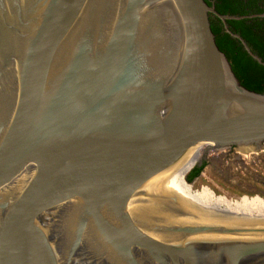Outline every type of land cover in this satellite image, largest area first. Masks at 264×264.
Masks as SVG:
<instances>
[{
	"label": "water",
	"instance_id": "water-1",
	"mask_svg": "<svg viewBox=\"0 0 264 264\" xmlns=\"http://www.w3.org/2000/svg\"><path fill=\"white\" fill-rule=\"evenodd\" d=\"M210 14L264 65L205 0H0V264H264V222L154 179L264 142Z\"/></svg>",
	"mask_w": 264,
	"mask_h": 264
},
{
	"label": "trees",
	"instance_id": "trees-1",
	"mask_svg": "<svg viewBox=\"0 0 264 264\" xmlns=\"http://www.w3.org/2000/svg\"><path fill=\"white\" fill-rule=\"evenodd\" d=\"M209 5L224 15H253L243 19H230L227 24L230 30L239 34L251 50L264 61V0H205ZM212 31L219 49L227 56L234 73L241 85L251 91L264 94V65L253 59L244 49L241 42L231 36L222 20L214 14L209 15ZM203 165L195 167L182 181L186 185L200 175ZM187 172V173H188ZM186 173V174H187ZM187 180V181H186ZM212 193V192H208Z\"/></svg>",
	"mask_w": 264,
	"mask_h": 264
},
{
	"label": "bare ground",
	"instance_id": "bare-ground-1",
	"mask_svg": "<svg viewBox=\"0 0 264 264\" xmlns=\"http://www.w3.org/2000/svg\"><path fill=\"white\" fill-rule=\"evenodd\" d=\"M244 148V147H243ZM213 149L217 152L222 151L215 147L212 143H197L188 151V153L172 168L164 173L154 177V179L161 180L169 189L171 194L184 206L205 212L220 218L251 221V222H264V208L260 209H247L241 205H230L221 201L217 197L202 196L194 190L192 184L186 185L182 179L186 173L204 156V152ZM258 148L245 147L244 151H256ZM34 172L30 168L26 171Z\"/></svg>",
	"mask_w": 264,
	"mask_h": 264
},
{
	"label": "rangeland",
	"instance_id": "rangeland-1",
	"mask_svg": "<svg viewBox=\"0 0 264 264\" xmlns=\"http://www.w3.org/2000/svg\"><path fill=\"white\" fill-rule=\"evenodd\" d=\"M244 148L243 147L237 148L236 153L232 158V161H230V164H225L222 166L223 167L222 169H230L231 173L233 172L232 174L234 178L235 176H239L243 178L244 176L242 175V171L245 168L252 169V165H255L254 167H256V169L260 168L261 165L259 163L258 165L254 164V161L257 160V156H259L261 159H264V154L262 153H259L258 155L254 154V152H258L259 149H257L256 151L251 150L252 151L251 152L250 150L244 151L243 150ZM217 151L213 149H209L207 150V152H204L206 153L204 155L208 156L209 162L207 166L204 168L200 178L194 181V183L190 182L194 190L200 193L204 197L206 196L217 197L221 201L226 202L230 205H241L251 210L264 208L263 201H259L257 204H249L248 202H246L245 200H253L251 198L252 195H249V193L246 192L245 190H239L238 188H235V186L232 183L228 182L223 177H221V174L218 171L221 170L220 165H217L216 162L212 163V161L213 159L216 160L218 156L220 155L222 156L223 153L221 152L224 151H220V150L219 152ZM188 173L185 175V178L188 175ZM204 190L212 191L214 193L202 192Z\"/></svg>",
	"mask_w": 264,
	"mask_h": 264
},
{
	"label": "flooded vegetation",
	"instance_id": "flooded-vegetation-1",
	"mask_svg": "<svg viewBox=\"0 0 264 264\" xmlns=\"http://www.w3.org/2000/svg\"><path fill=\"white\" fill-rule=\"evenodd\" d=\"M258 149L259 151L254 152V154H257V155L259 153L264 154V142ZM222 151H224V152H221L223 153L222 156L220 155L217 157L216 160L213 159L212 161V163L216 162L217 165H220L221 170H218V171L220 172L221 177H223L228 182L232 183L235 186V188H238L239 190H245L246 192L249 193V195H252L251 198L253 200H245L249 204H257L259 201L264 202V159H261L259 156H257V160L254 161V164L258 165L259 163L262 167L260 166V168L256 169V167H254L255 165H252V169L245 168L242 171V175L244 176L243 178L239 176H235L234 178L232 174L233 172L231 173L230 169H222L223 168L222 166L225 164H230V161H232V158L234 154L236 153V149L234 147H230V148H225ZM208 159H209L208 156L204 155L203 158L199 162L196 163L195 167H200L203 165L204 166L203 170H204V168L207 166L209 162ZM195 167H193L192 169H194ZM192 169H190V171ZM203 170L201 171L200 175L192 179V181L190 182L194 183V181L198 180L200 176L202 175ZM202 192L208 193L212 191L204 190Z\"/></svg>",
	"mask_w": 264,
	"mask_h": 264
}]
</instances>
